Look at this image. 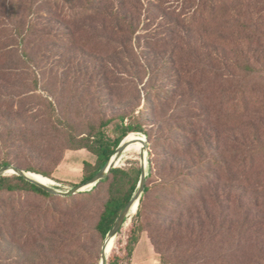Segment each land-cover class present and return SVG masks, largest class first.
Here are the masks:
<instances>
[{
  "label": "rangeland",
  "instance_id": "374dc122",
  "mask_svg": "<svg viewBox=\"0 0 264 264\" xmlns=\"http://www.w3.org/2000/svg\"><path fill=\"white\" fill-rule=\"evenodd\" d=\"M108 1L113 11L133 21L135 34L129 35L127 26L118 25L112 18H97L74 25L73 38L60 37L55 32L64 31L62 20L40 18L35 21L37 32L22 42L16 20L22 27L28 26V0H23L16 20L7 13L6 0H0V164L7 161L22 170L33 168L47 173L46 178L56 183L52 187L66 192L80 184L85 163L96 161L85 149H68L69 136L81 138L92 127L99 128L101 121H110L103 132L113 139L121 117L126 123H141L153 137L152 150L144 134L130 135L147 140L146 174L151 177L146 180L154 188L146 214L158 228L141 233L131 264H264V183L213 184L207 194L169 217H163L157 206L160 200L156 188L170 169L161 163L165 136L175 139V129L186 128L189 121L196 125L197 144L206 155L215 154V147L223 152H242L245 141L255 133L264 135V111L258 112V108H252L242 120L221 116L218 127L204 126L208 115L213 118L219 105L230 100L234 88L244 86L247 92L255 88L256 94L264 91V0H238L232 8L241 9L230 14L225 26L206 25L202 38L188 32L174 15L189 16L193 6L182 4L186 0H159L157 9H152L157 0ZM235 20L246 22L260 35V45L253 42L247 46L238 41L244 38V32L235 26ZM230 39L235 42L227 47ZM194 45L200 58L190 64L188 55L195 54L189 48ZM200 47L216 54L215 60H202ZM174 58L179 67L188 64L185 70L195 74V82L190 85L181 81L177 92V76L169 68ZM245 64L256 72L245 75L240 69ZM206 103L211 105L208 112ZM149 152L154 155L151 171ZM132 161L140 164V157L123 154L117 167L129 166ZM173 162L176 168L193 167L188 159L175 158ZM56 196L47 199L20 193L4 195L0 201L10 199L13 205L24 202V211L32 213L35 221L36 209L56 216L54 221L60 228L56 243L38 249V264H47L48 259L51 264H100L104 242L93 233V227L105 196L99 194L89 205L81 202L75 209L69 200ZM134 217H128L108 258L121 253ZM39 227L37 222L28 226L35 232ZM76 236L79 242L67 243ZM25 250H13L22 263L30 261L24 258Z\"/></svg>",
  "mask_w": 264,
  "mask_h": 264
},
{
  "label": "trees",
  "instance_id": "16d2710c",
  "mask_svg": "<svg viewBox=\"0 0 264 264\" xmlns=\"http://www.w3.org/2000/svg\"><path fill=\"white\" fill-rule=\"evenodd\" d=\"M237 1L238 0H186V2L182 4H190L189 7L193 6V11L189 16L184 15L181 17L179 14L176 15V13L174 15L182 27H186L185 29H187L188 32L194 34L195 37L202 38L200 34L202 30L206 28V25L217 24L219 27L225 26L224 21L231 16L230 14L241 9L240 7H238V9L235 7L232 8ZM108 2V0H28L29 23L25 28L16 20L18 19L19 12H21L23 0H6V9L7 13L9 12L16 20L22 42L29 41L33 33L37 32L35 21L37 22L40 18H55L57 20H62L65 24L64 31L62 33L55 32V35L60 37L65 35L69 38H73L74 31L72 29L74 25L80 24L84 20H94L97 18H112L117 21L118 25L127 26L129 35L135 34V31H133V21L127 19L126 16H121L119 11H113L112 8L109 7ZM157 4H159V0H157V2L154 1L152 9H154V7L157 9ZM239 21L240 20L234 21L236 23L235 26L243 30L244 33H242V36L244 38L238 41H241V43L247 46L252 45L253 42L260 45L262 41L261 36L255 33L246 22ZM122 32L123 35L127 34L124 29ZM231 32L233 31L231 30ZM227 41L228 43H225L227 47L235 42L231 39ZM225 44L223 43L224 46ZM236 44L238 45V43ZM195 46L196 45H194V47L189 46V49L192 50V54H195V57L191 54L188 55L191 58L189 59L190 64H194L196 59L200 58V55L196 54L195 49L197 47ZM234 46L235 48L239 47L235 44ZM200 48H202V60L205 57L215 60L214 55L216 54H213V52H206L203 47ZM25 54L28 56L27 53ZM173 55L175 56V53L172 52V56ZM0 56H2V54H0ZM177 62L178 60L174 58L173 61H171V67L169 66L170 69L174 70V74L177 76L176 92L180 89L179 86L181 85V81L190 85L195 82V74H189V71L185 70L188 64L179 67V65L176 64ZM244 66V69L243 67H240V69H242L245 75L256 72V70L248 64ZM256 90L255 88H250L249 92H247V88L244 86L234 88V93L230 100L219 105V109H216V114L213 115L214 120L211 115H208L204 126L207 128L214 126L218 127L217 125L220 122L221 116L230 117L229 120H242L252 108H258V112L264 111V91L256 94ZM156 94H158L157 91ZM150 100L153 105L152 109H155L154 100ZM49 106L54 108L51 102H49ZM210 108L211 105L206 103L205 112H208ZM120 120V126L115 128L117 135L113 139H108L103 132V128L108 126L110 121H101L99 128L92 127V130L81 138L69 136L68 149H85L96 158L95 164L85 163V173L80 184H86L91 180L107 164L120 143L130 134H144L149 142L148 149L152 150L151 144H154L152 141L153 137L143 129L141 123H126L125 117H121ZM194 128H196V125L189 121V125H187L186 128L180 127L175 129L177 133L175 139H172V135L169 134L165 136V151L163 152L161 163L168 164L170 169L168 168L169 171L164 173V178H162L156 186L160 200L157 206L161 208L163 217L172 216L182 210L191 200L200 198L201 196L203 197L208 193L213 184L217 185L223 181L226 183L230 181H248L249 184L264 183V135L259 136L258 133H255L250 141H245L246 148L242 152L238 150L236 152L234 151V153L228 151L223 152L219 150V147H215V154L210 153L206 155L203 151L199 150L200 148L197 144L198 132L196 131L197 129L194 130ZM148 155V165L151 171L154 155L152 152H149ZM175 158H177V160H191V162H193V167L185 170L180 169L178 165L176 168L173 162ZM4 166H10V163L3 161L0 164V168ZM254 170H260V172L253 176L251 173ZM24 171L49 177L47 173L33 168H28ZM141 174L142 170L139 162L132 161L129 162V166L112 169L110 174L90 191L70 195L61 199L69 200L72 209H75L80 206L81 202H84V205H89L95 196L103 193L105 200L102 211L94 224L93 233L98 236L99 241L104 242L117 218L137 192ZM202 174L205 175L202 176ZM150 177L151 174L148 175L147 179ZM153 188L154 187L150 186L146 180L144 190L139 200L138 209L135 212V217L127 233L125 244L121 248L122 251L120 254L113 253L108 258L106 264H131V259L136 245L139 242L141 233L147 229L156 230L158 228L157 225L154 227L151 217L146 214L150 203L148 197L153 191ZM20 193H29L47 199L58 197L46 192L20 176L0 177V198L4 195L14 196ZM9 200L0 201V264H38V256L35 255L38 253V249H45L50 244L56 243L54 241L56 236H58L57 232H60L59 225L54 221L56 216L54 214L48 215L46 210L36 209L34 211L38 216L35 217L37 220L35 221L32 213L24 211V202H21L19 205H13L12 201L10 200V202ZM175 202L177 203L175 204ZM61 217L64 218L63 215H58V218ZM35 222H37L38 227L40 224L42 225V227L36 229L37 232L28 228V226L35 224ZM122 231L123 228L120 230L119 234ZM79 238L80 237L77 236L71 239L69 238L67 243L74 244L75 242H79ZM151 239L154 241L152 236ZM117 242L119 243V239ZM16 249H26L24 258L30 259V261L22 263L23 260H21V257L20 260L15 258L13 250ZM50 261L51 260L48 259L47 264H51ZM80 264L86 263L82 262ZM91 264H98V262Z\"/></svg>",
  "mask_w": 264,
  "mask_h": 264
},
{
  "label": "water",
  "instance_id": "95a60500",
  "mask_svg": "<svg viewBox=\"0 0 264 264\" xmlns=\"http://www.w3.org/2000/svg\"><path fill=\"white\" fill-rule=\"evenodd\" d=\"M126 139V138H125ZM125 139L120 143L118 148L116 149V152L114 155L111 157V159L107 162V164L91 179L89 180L86 184H80L77 185L76 187L72 188L69 191L63 192L58 189H55L54 187H49L44 184H41L30 177H28L26 171L15 167V166H4L0 168V177H4L7 174H16L17 176L22 177L23 179L29 181L30 183L35 184L39 188L45 190L46 192L53 194V195H59L62 197H67L70 195H75L83 190H87L89 188L95 187L100 181L105 179L111 172L112 169L117 167V162L114 161V158L120 159V157L123 155L124 151L128 147V143H125ZM142 142V152L140 155V164H141V170L142 174L140 177V182L138 185V190L135 193V195L132 197V199L128 202L122 213L119 215L117 218L116 222L114 223L113 227L111 230L108 232L104 244L102 246V253H101V261L100 264H106L108 257L105 254V250L109 242L113 239L117 238V235L119 234L120 230L124 226L126 220L128 219L130 212L134 206V204L137 202L139 204L140 197L142 195V192L144 190V185L146 182L147 174H146V164H147V157H146V150H147V140L143 136L141 139Z\"/></svg>",
  "mask_w": 264,
  "mask_h": 264
},
{
  "label": "bare ground",
  "instance_id": "6f19581e",
  "mask_svg": "<svg viewBox=\"0 0 264 264\" xmlns=\"http://www.w3.org/2000/svg\"><path fill=\"white\" fill-rule=\"evenodd\" d=\"M143 138V136H138V135H129L126 137L125 139V143H128V147L126 148V150L124 151L123 154H127V153H130V154H136L137 156L140 157L141 155V149H142V142H141V139ZM119 160L120 159H117V158H114V161L117 162V165L119 163ZM28 177H30L31 179L41 183V184H44L46 186H49V187H52L53 185H55L56 183H54L52 180H50L49 178H46V177H43L41 175H37L36 173H31V172H28L27 173ZM58 185V184H57ZM137 202L134 204L131 212H130V215L129 217H132L136 210H137ZM115 240L116 239H113L109 242V244L107 245L106 247V250H105V254L106 256H108L115 244Z\"/></svg>",
  "mask_w": 264,
  "mask_h": 264
}]
</instances>
